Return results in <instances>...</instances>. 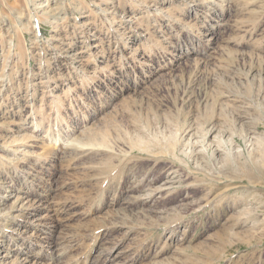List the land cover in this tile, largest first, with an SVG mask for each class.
<instances>
[{
	"label": "rangeland",
	"instance_id": "1",
	"mask_svg": "<svg viewBox=\"0 0 264 264\" xmlns=\"http://www.w3.org/2000/svg\"><path fill=\"white\" fill-rule=\"evenodd\" d=\"M105 5L0 0V264H264V0Z\"/></svg>",
	"mask_w": 264,
	"mask_h": 264
},
{
	"label": "bare ground",
	"instance_id": "2",
	"mask_svg": "<svg viewBox=\"0 0 264 264\" xmlns=\"http://www.w3.org/2000/svg\"><path fill=\"white\" fill-rule=\"evenodd\" d=\"M107 1L108 0H102L101 2H99V3H94V2H91V1H89V0H87V4H88V6H90L91 7V9L92 10H94V11H97L98 12V14L100 15V17H101V19H109L110 18V16H114V15H117V12L112 8V6H110V7H106V5H105V3H107ZM136 1V0H135ZM144 3V2H143ZM146 3V2H145ZM144 3V4H145ZM142 4V3H141ZM35 8V7H34ZM71 8V7H70ZM149 8V7H148ZM37 9V8H36ZM58 9V8H57ZM117 9V8H116ZM32 10H34V9H32ZM32 10H31V12H32ZM48 10V9H47ZM162 10V9H161ZM66 11V10H65ZM61 13H63V12H61ZM60 14V13H59ZM79 14H81V13H79ZM97 14V13H96ZM55 15V14H54ZM124 15V14H123ZM122 15V16H123ZM35 16V15H34ZM122 16H120V17H122ZM36 17V16H35ZM55 18V17H54ZM57 18V17H56ZM113 19V18H112ZM111 19V20H112ZM124 19H125V17H124ZM126 20V19H125ZM75 21H76V19H75ZM130 21V20H129ZM87 23V22H86ZM110 23V22H109ZM114 23V22H113ZM81 24H82V22H81ZM80 24V25H81ZM89 24V23H88ZM92 24V23H91ZM121 24V23H120ZM83 26V25H82ZM85 27V26H84ZM112 27V26H111ZM79 28H81V27H79ZM87 29V28H86ZM89 29V28H88ZM88 30H86V32H87ZM108 31V30H107ZM117 31V30H116ZM88 33V32H87ZM90 33V32H89ZM213 33V32H212ZM116 34V33H115ZM125 34V33H124ZM123 34V35H124ZM73 35V34H72ZM89 35V34H88ZM94 35V34H93ZM92 35V36H93ZM118 35V34H117ZM139 35V34H138ZM87 36V35H86ZM85 36V37H86ZM207 36V35H206ZM98 37V36H97ZM119 37V36H118ZM87 38V37H86ZM211 38H212V35H211ZM210 38V39H211ZM56 39V38H55ZM85 39V38H84ZM57 40V39H56ZM61 40V39H60ZM89 40V39H88ZM58 41V40H57ZM62 41V40H61ZM82 41H84V40H82ZM86 41V40H85ZM206 41V40H205ZM92 42H93V40H92ZM65 43V42H64ZM87 43V42H86ZM89 43V42H88ZM61 44V43H60ZM99 44H101V43H99ZM56 46V45H55ZM81 46V45H80ZM70 47V46H69ZM96 45H93V44H89L88 46H87V49H89V50H92V49H96ZM60 48V47H59ZM68 48V47H67ZM80 48V47H79ZM53 49V48H52ZM85 49V48H84ZM83 49V50H84ZM86 49V50H87ZM56 50V49H55ZM65 50V49H64ZM67 50V49H66ZM68 51V50H67ZM73 51H75V50H73ZM73 51H70V52H73ZM80 51V50H79ZM65 52V51H64ZM76 52H77V49H76ZM81 52V51H80ZM83 52V51H82ZM78 53V52H77ZM74 55V54H73ZM105 55V54H104ZM71 56V55H70ZM175 56L177 57V58H179L180 57V54H175ZM97 57V56H96ZM183 57V56H182ZM181 57V58H182ZM180 58V59H181ZM95 61V60H94ZM8 82H9V80H7ZM2 87V86H1ZM169 187V186H168ZM11 195V194H10ZM13 196V195H12ZM9 197V196H8ZM3 198V197H2ZM10 198V197H9ZM12 198V197H11ZM6 199V198H5ZM8 199V198H7ZM18 199H20V197L18 198ZM23 199V198H22ZM21 199V200H22ZM9 200V199H8ZM20 200V201H21ZM26 200V199H25ZM20 201H19V203H20ZM28 201V200H27ZM29 202H30V200H29ZM13 204H15V202L13 203ZM27 204V202L25 203V205ZM29 204V203H28ZM32 204L34 205V203L32 202ZM11 205V204H10ZM28 206H30V204L28 205ZM15 207V206H14ZM27 207V206H26ZM34 207V206H33ZM33 207H32V209L31 210H29V211H27V213H26V218H25V220L26 221H24V223H18V226H20L19 227V230H22L20 233H18L19 234V236L21 237V238H26L24 241L25 242H29L30 243V238H28V236H22L23 235V232H26V234L28 233V232H30V231H41V229H43V226L41 225L42 223V219H45L46 218V216H44L42 213H40V210H33ZM22 208H24V202L23 203H21V204H19L18 205V207H17V210H20V209H22ZM28 208V207H27ZM31 208V207H30ZM28 210V209H27ZM15 211V210H14ZM23 211H24V209H23ZM26 211V210H25ZM17 212V211H16ZM25 213V212H24ZM9 214V213H8ZM17 220V219H16ZM19 220V219H18ZM20 222H22V221H20ZM49 227V226H48ZM14 230V229H13ZM17 230V229H16ZM3 231V230H2ZM1 232V231H0ZM15 232H17V231H15ZM32 232V233H33ZM28 235V234H27ZM32 235V234H31ZM18 236V235H17ZM16 237V236H15ZM31 237V236H30ZM33 237V236H32ZM11 238V237H10ZM43 238H44V236H43ZM33 243V242H32ZM39 244V243H38ZM9 247V246H8ZM42 247V246H41ZM10 250H11V248H10ZM28 251H23L22 252V254H20V261H21V263H19V264H27V263H29V262H31V255L29 256V254L27 253ZM9 252H7L6 250H2V253L0 254V257H1V259H3V258H5L6 257V254H8ZM10 254V253H9ZM7 258V257H6ZM14 258V257H13ZM15 260V259H14ZM10 261V260H9ZM33 263H35V261L33 262ZM39 264V263H38Z\"/></svg>",
	"mask_w": 264,
	"mask_h": 264
}]
</instances>
